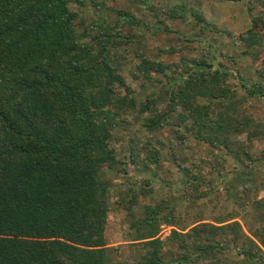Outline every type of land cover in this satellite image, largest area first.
<instances>
[{
  "label": "trees",
  "instance_id": "obj_1",
  "mask_svg": "<svg viewBox=\"0 0 264 264\" xmlns=\"http://www.w3.org/2000/svg\"><path fill=\"white\" fill-rule=\"evenodd\" d=\"M125 15L98 0H0V264H115L104 237L110 186L101 175L120 164L112 142L128 113L148 134L147 167L159 164L165 133L175 145L190 138L246 168L264 166L263 154L251 155L264 142V124L240 107L226 66L201 60L172 71L135 52V69L149 85L137 100L114 66L128 40L124 25L138 24ZM167 17L211 27L182 5ZM237 37L249 55L264 38V17ZM254 87L250 96L261 91ZM178 167L185 200L205 199L214 184L202 175L206 168ZM252 210L259 225L246 233L233 212L182 225L165 203L146 207L132 225L142 249L136 264H264V199ZM163 225L173 229L161 239Z\"/></svg>",
  "mask_w": 264,
  "mask_h": 264
},
{
  "label": "rangeland",
  "instance_id": "obj_2",
  "mask_svg": "<svg viewBox=\"0 0 264 264\" xmlns=\"http://www.w3.org/2000/svg\"><path fill=\"white\" fill-rule=\"evenodd\" d=\"M98 1L107 5L113 3L138 23L134 27L124 23L128 40L117 48L114 61V66L130 84L138 101L145 100L149 85L142 82L135 69L138 62L135 52L157 58L169 65L172 71H183L196 61L207 60L215 67L224 65L229 68L231 86L239 95L240 107L252 114L255 122L264 124V38L260 46L244 55V48L237 37L251 27L253 18L264 17V0ZM181 5L199 12L211 27L201 30L191 18L187 21L169 20L167 12ZM89 12L92 13V9ZM91 21L89 18L88 23ZM160 50L176 53L165 54ZM254 85H259L261 91L250 96L249 90L256 89ZM200 102L206 101L200 99ZM124 118L127 123L115 132L112 142L114 144L116 140L120 164L101 175V179L110 186L104 237L107 248L111 250L112 262L136 264L139 261L142 249L135 245L137 231L132 225L143 217L146 207H155L161 202L177 211L175 216L177 219L181 217L182 225H191L198 219L215 222L228 216L229 212L235 214V220L246 233L259 225L253 219L256 214L252 210V202L264 199V186L260 184L264 181V166L246 168L241 161L223 157V154L190 138L184 145H175L176 138L165 133L158 139L164 144L159 164L147 167L142 146L148 134L142 129L141 120L135 118V113H128ZM239 140L245 141V138L239 137ZM131 152L135 155L134 163L129 155ZM262 154L264 142L254 143L251 155L257 158ZM192 161L206 168L207 172L202 175L214 183L207 197L196 203L185 200L182 172L178 167L193 169ZM196 170H193L195 174ZM143 190L151 193L144 195ZM130 199L135 200L131 212ZM171 229L173 227L163 225L159 237L164 239Z\"/></svg>",
  "mask_w": 264,
  "mask_h": 264
}]
</instances>
